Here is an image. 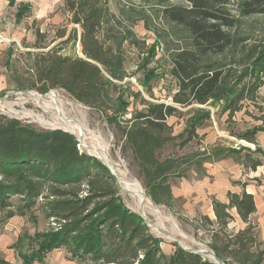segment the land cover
<instances>
[{"label":"trees","instance_id":"obj_1","mask_svg":"<svg viewBox=\"0 0 264 264\" xmlns=\"http://www.w3.org/2000/svg\"><path fill=\"white\" fill-rule=\"evenodd\" d=\"M8 1L14 5L17 0ZM187 1L186 5H166L161 10L164 19L183 27L192 45L175 54L172 74L179 81V90L172 96L174 104L149 103L131 119L127 130L134 157L147 178L148 194L155 203L168 206L174 200L169 177L177 173V162L162 160L160 153L169 138L168 118L180 112L176 104H198L186 144L197 135V127L211 119L204 105L222 103L223 111L232 117L247 101L258 105L264 86V42L242 46L249 38L239 32L243 18L264 13V0ZM67 3L72 20L81 26L82 55L62 54L54 47L38 51L34 68L41 85L31 87L42 93L62 87L84 104L125 112L127 103L121 95L117 105L110 104L117 82L127 76L121 50L124 40H118L115 31L118 16L107 0ZM231 5L238 15L232 14ZM29 12L31 4L20 2L17 21ZM226 51L232 57L229 64L203 59ZM261 130L264 119L262 124L235 134L254 143V149L241 144L240 148H226L223 156H232L256 170L264 162V150L257 142ZM78 143L73 133L61 128L37 129L18 119L0 122V211H6V219L25 215L41 199L45 216L60 223L35 233L37 245L31 255L22 253L23 264L61 247L67 248L72 259L96 264H216L181 246L166 255L142 215L125 204L115 175L98 158L82 151ZM14 195L21 197L16 208L11 200ZM228 197L229 202L213 200L215 220L207 214L201 216L219 227L212 237V250L226 264H264V251L254 250L260 244L256 225L250 220L257 211L254 194L229 191ZM233 209L246 225L225 239L220 234L235 220ZM0 264L15 263L0 256Z\"/></svg>","mask_w":264,"mask_h":264},{"label":"rangeland","instance_id":"obj_2","mask_svg":"<svg viewBox=\"0 0 264 264\" xmlns=\"http://www.w3.org/2000/svg\"><path fill=\"white\" fill-rule=\"evenodd\" d=\"M67 1L69 0H17L14 5H9L8 0H0V99L9 91H18L0 102V122L18 119L37 129L61 128L78 138V146L82 151L88 154L91 152L85 147L84 142L106 151L116 171H123L129 174V178L137 179L154 206L160 207L163 216L171 218L172 222L163 223L165 228H161L160 233L154 232L150 226V232L160 239L166 255L172 254L179 245L187 248L212 249L210 246L212 237L219 227L206 223L201 217L207 214L215 220L214 212L208 209V201L206 203L201 194L204 193L203 185H209L210 182V177L206 179V175L213 170L212 166H219L232 180L248 179L245 170L250 169L245 168L232 156H223L226 153L223 151L229 147L240 148L241 144L253 149L256 147L247 140L245 143L240 142L241 139L235 134L262 124L264 86L260 89L262 98L258 100V105L247 101L243 109L232 117L223 111L222 103L204 105L210 110L211 119L197 127V135L186 144L184 142L190 134L191 122L197 114L198 104L189 106L176 104L180 112L168 118L171 125L169 138L160 153L162 160L172 158L177 162V173L169 177L175 197L171 206L157 204L148 194L147 178L134 157L127 139V130L132 123L131 119L137 113L145 111L149 103L174 104L172 96L179 90V81L172 74L175 54L191 48L192 45L183 27L164 19L161 10L166 5H186L189 2L107 0L110 9L118 16L115 28L118 40L121 38L124 40L121 50L127 76L117 82L118 86L113 89V100L110 102L115 106L117 97L119 95L123 97L127 106L125 112L120 113L115 107L103 109L84 104L62 87L52 88L45 93L31 87L33 84L41 85L34 68L35 55L38 51L54 47L62 54L82 55L79 42L81 26L72 20V11ZM20 2L31 3L32 8L21 21H17L16 13ZM231 9L232 14L238 15L235 5H231ZM241 23L239 28L241 36L249 38L242 42V46L246 42H264V13L245 17ZM38 31L41 32L39 37ZM62 33L64 35H61ZM242 46H239L240 51ZM205 58L210 61L221 59L226 64L232 60L229 51L220 55L210 54L203 59ZM23 90H30L45 97L37 102ZM53 90L59 99L63 100L62 105L67 114L85 126L84 142L76 133L62 127L54 105L49 106L47 94ZM92 156L99 157L94 153ZM116 179L125 204L144 219L154 222L156 216L150 214V218H147L144 209L142 210L123 189L119 176ZM11 200L13 208L21 204L19 195L12 196ZM231 211L236 213L235 210ZM5 213L6 211H0V256L14 257L15 264H23L22 253L32 254L33 248L37 245L33 241L36 232H45L60 225L45 216L41 199L25 215L17 214L6 219ZM251 221L256 225L255 231L260 242L254 250L264 251V240L260 239L258 222ZM173 224L176 225L173 227ZM245 225L235 217L220 236L226 239V235L234 234ZM202 255L214 262L208 255ZM32 259H40L44 264H96L72 259L66 247L54 248L43 258L34 256Z\"/></svg>","mask_w":264,"mask_h":264},{"label":"crops","instance_id":"obj_3","mask_svg":"<svg viewBox=\"0 0 264 264\" xmlns=\"http://www.w3.org/2000/svg\"><path fill=\"white\" fill-rule=\"evenodd\" d=\"M257 142L259 147L264 150V130H261L257 133ZM212 169H213L212 171L211 170L209 171V175H206V179L210 177L209 185L207 184L203 185L204 193L201 192L202 197L206 199V203L208 201L207 203L208 209L214 212L213 198H216L222 202H229V197H228L229 191L242 193L244 190H246L248 192L253 193L257 205V211L251 215L250 220H255L258 222L260 239L264 240V162L262 165L258 166L256 170H251V169L250 171L245 170L246 177H248V179H244V180L243 178L242 180L241 179L232 180L223 173V171L219 166H212ZM202 181H206V180L202 179ZM207 187L208 189H206ZM233 210H235L236 212V209ZM233 214L235 217H237V220L240 219L237 212ZM240 221L244 223L241 219ZM7 257L8 258L6 259H8L13 263H16V261H14V257H9V256Z\"/></svg>","mask_w":264,"mask_h":264},{"label":"bare ground","instance_id":"obj_4","mask_svg":"<svg viewBox=\"0 0 264 264\" xmlns=\"http://www.w3.org/2000/svg\"><path fill=\"white\" fill-rule=\"evenodd\" d=\"M29 95L32 98H34L37 102H39V100H41V99H43V97H45L44 95H40V94H38L36 92H32ZM47 96L49 98V103H50L49 106L54 105V110H55L56 116L59 119V121L62 122L61 123L62 127L64 129H67V130H70V131L76 133L83 140V142H84L85 126L83 125V123L80 122L78 119L72 118L73 116L71 117V116H69L67 114V112L64 110V107L62 105V101L63 100L61 101L60 100L61 98L59 99L58 94L56 93L55 90L50 91L47 94ZM45 103H47V102L45 101ZM84 145H85V147L87 149L91 150L92 153H94L97 156H99L100 158H102L106 163H108L112 167V169L118 174L123 189L134 199L135 203L140 208H143L144 209V212H145V215H146L147 218H150L149 217L150 214H153V215L156 216V219L154 221L155 222V225H153L152 227H153L154 232L160 233L161 228H165L164 225H163V223L164 222H166V223L167 222H170L171 221V218L170 217H167V216H163L164 213L162 214L161 210L159 209L160 207L157 208V207L154 206V204L151 202V200L148 197V195H146V193L144 192V188H143L142 184L137 179H131V178H129L128 177L129 174L127 175L123 171L117 172L116 169L114 168L113 164H112V161H111L108 153L106 151H104L102 149H98L97 147L93 146L92 144L91 145H88L85 142H84ZM175 225L176 224H173V227ZM176 234H178V232ZM209 257L212 258L214 261H216V259L213 256H209Z\"/></svg>","mask_w":264,"mask_h":264},{"label":"water","instance_id":"obj_5","mask_svg":"<svg viewBox=\"0 0 264 264\" xmlns=\"http://www.w3.org/2000/svg\"><path fill=\"white\" fill-rule=\"evenodd\" d=\"M23 91H24L25 93H28V94L32 93V91H30V90H23ZM17 92H18V91H15V90L9 91L5 96H3V97L0 99V102L4 101V100H5L6 98H8L9 96L16 94ZM240 142L245 143V142H247V141L244 140V139H241ZM89 154L92 155L93 153L89 152ZM98 158H100V157H98ZM100 159H101L102 163H104V164L110 169V171H111V172H112V173L118 178L116 172L112 169V167H111L108 163H106L102 158H100ZM142 210H143V208H142ZM145 220H146V222H147V224H148L149 226H153V225H155V223L152 222L151 220L146 219V218H145ZM179 246H181L182 248H184V249H186V250H189V251H191V252H194V253H198V254H201V255H202V254H206V255H208V256H213V257L216 259V261H214V263H217V264H226V262H225L223 259L219 258V257L216 255L215 251L212 250V249H206V248H187V247H184V246H182V245H179Z\"/></svg>","mask_w":264,"mask_h":264},{"label":"built area","instance_id":"obj_6","mask_svg":"<svg viewBox=\"0 0 264 264\" xmlns=\"http://www.w3.org/2000/svg\"><path fill=\"white\" fill-rule=\"evenodd\" d=\"M28 264H44L40 259H33L30 263Z\"/></svg>","mask_w":264,"mask_h":264}]
</instances>
